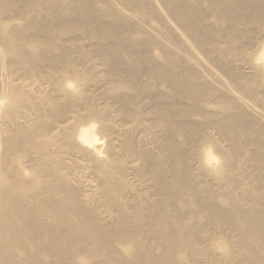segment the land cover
Listing matches in <instances>:
<instances>
[{
	"label": "bare ground",
	"instance_id": "bare-ground-1",
	"mask_svg": "<svg viewBox=\"0 0 264 264\" xmlns=\"http://www.w3.org/2000/svg\"><path fill=\"white\" fill-rule=\"evenodd\" d=\"M0 264H264V0H0Z\"/></svg>",
	"mask_w": 264,
	"mask_h": 264
}]
</instances>
